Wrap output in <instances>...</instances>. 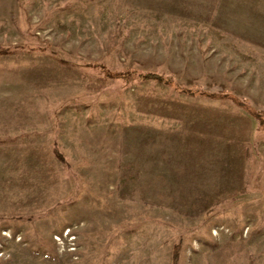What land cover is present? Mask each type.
<instances>
[{"label":"rangeland","instance_id":"374dc122","mask_svg":"<svg viewBox=\"0 0 264 264\" xmlns=\"http://www.w3.org/2000/svg\"><path fill=\"white\" fill-rule=\"evenodd\" d=\"M0 48V264H264V127L93 67L264 111V0H0Z\"/></svg>","mask_w":264,"mask_h":264},{"label":"trees","instance_id":"16d2710c","mask_svg":"<svg viewBox=\"0 0 264 264\" xmlns=\"http://www.w3.org/2000/svg\"><path fill=\"white\" fill-rule=\"evenodd\" d=\"M5 52L6 51L4 49L0 48V54H3ZM88 66H91V65H88ZM93 67L99 68L101 72H103L106 75V77L110 79H114V80L120 79L122 81L128 82L131 79L136 78L142 82L162 83V84H165L166 86H169L173 90H176L177 92L184 93L187 95H193L195 97L231 101L236 106L245 110L248 114H250L253 118H255L260 128L264 127V111L255 110L251 106L250 101L242 99L232 93L209 92V91H205L202 89H188V88L181 86L180 84H178L176 81L172 80L171 78L163 74L156 73V72H141V71L127 70V71L116 73V72L109 71L103 64H95ZM179 254H180V247L177 246L174 252V264H178Z\"/></svg>","mask_w":264,"mask_h":264},{"label":"bare ground","instance_id":"6f19581e","mask_svg":"<svg viewBox=\"0 0 264 264\" xmlns=\"http://www.w3.org/2000/svg\"><path fill=\"white\" fill-rule=\"evenodd\" d=\"M70 233H71V230L69 229V231H68V233H67V234H68V235H70ZM74 239H75V238H74Z\"/></svg>","mask_w":264,"mask_h":264}]
</instances>
